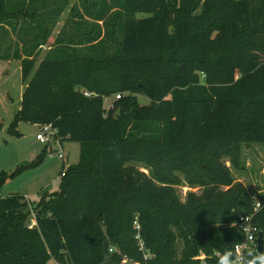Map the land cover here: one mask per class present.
I'll return each mask as SVG.
<instances>
[{
  "label": "trees",
  "instance_id": "obj_1",
  "mask_svg": "<svg viewBox=\"0 0 264 264\" xmlns=\"http://www.w3.org/2000/svg\"><path fill=\"white\" fill-rule=\"evenodd\" d=\"M70 1L0 0V62L20 61L26 84L11 132L50 124L81 146L37 206L0 197V264H199L233 249L245 236L228 226L255 200L225 159L243 171V145L264 144V0H78L40 61ZM183 179L201 189L185 202ZM254 223L264 236V207Z\"/></svg>",
  "mask_w": 264,
  "mask_h": 264
},
{
  "label": "rangeland",
  "instance_id": "obj_2",
  "mask_svg": "<svg viewBox=\"0 0 264 264\" xmlns=\"http://www.w3.org/2000/svg\"><path fill=\"white\" fill-rule=\"evenodd\" d=\"M64 1L67 0H48V3L50 5L58 3L60 4L58 7H62L61 5L65 4ZM94 2L96 0H91V3ZM94 7L95 11L103 9L102 5H99L98 9L96 6ZM80 9L81 5L78 0H71L66 4V10L62 14L60 24L57 25L58 28L55 29L54 35L61 32L66 21L71 22L74 13ZM149 16L147 13H139L137 18L145 19ZM44 20L48 23L51 22L48 15L44 16ZM89 21L91 20L89 19ZM101 25L105 26L103 23ZM116 51L114 47L108 55L112 56ZM6 52V49L1 48L0 54H7L11 50ZM25 89L22 64L16 60L0 62V173H17L5 182L0 197L18 195L27 198L30 206H37L46 193L52 194L60 191L61 173L65 166L78 165L81 146L80 143L69 140H64L62 143L52 141L49 145L43 144L38 140L40 125L25 121L17 123L16 133L11 132ZM116 96L117 94L105 99L104 107L107 112L114 108L117 102ZM137 99L141 106L151 104V100L147 96L137 95ZM59 154L64 155V160L59 158ZM225 161L231 168L236 181L244 183L249 193L253 194L254 197L264 199V144L243 145L242 162L245 165L243 171L234 169L228 159ZM133 165L141 172L151 176V169L146 164L137 162ZM181 177L183 178L182 175ZM175 189L182 202L186 201L189 193H201L200 188L189 186L184 179ZM28 225L30 227L36 226L34 211L28 220ZM177 245L181 251L183 242L179 240ZM124 264L137 263L127 261Z\"/></svg>",
  "mask_w": 264,
  "mask_h": 264
},
{
  "label": "built area",
  "instance_id": "obj_3",
  "mask_svg": "<svg viewBox=\"0 0 264 264\" xmlns=\"http://www.w3.org/2000/svg\"><path fill=\"white\" fill-rule=\"evenodd\" d=\"M85 96L89 97L90 94L85 93ZM116 98H117V100L120 99L121 95H117ZM40 127H41V130H40V134L38 136V140L41 143L49 145L52 141L59 142V140L57 138L58 131L52 125L46 124V125H40ZM59 158L64 160V155L59 154ZM62 176H64V173L62 174ZM254 200H255L254 212L250 215L240 216L238 222L235 223L236 227H232L231 225L228 226L229 228H237L245 236L246 233H244L242 231V228L245 225V218L247 217L250 220V226L252 228H254L257 232V233H252L253 235L257 236L256 244L249 242V244L247 245V248L251 249L253 251L257 250V248H258V237H259V227L254 223V219H255L256 214L264 207V202H262L260 198L254 197ZM134 228L137 231L136 239L138 240L140 250L145 252V244H144V242L141 238V234H140L141 226L137 220L134 222ZM244 240L242 242H244ZM237 245H240L241 249L243 250V245L241 243L236 244L232 250H235ZM111 251H113V250H111ZM217 253H219V255H217ZM222 255H224V254L222 252H219V251H215L211 254H208L205 252H200V254L194 258V260L198 261L199 264H217V259H219V256H222ZM145 258L147 259L148 255H145ZM229 259L233 260V259H237V257L233 256V257H229ZM239 259H240V264H245L246 260L243 257H241Z\"/></svg>",
  "mask_w": 264,
  "mask_h": 264
},
{
  "label": "clouds",
  "instance_id": "obj_4",
  "mask_svg": "<svg viewBox=\"0 0 264 264\" xmlns=\"http://www.w3.org/2000/svg\"><path fill=\"white\" fill-rule=\"evenodd\" d=\"M232 227H236L235 224L231 225ZM242 231L246 233L244 242H241L243 245V250L241 249L240 245L236 246L235 250L229 249L225 251V254L219 256L217 259V264H240V259L243 257L246 260V264H264V252H259L257 250L253 251L247 248L249 242L256 244L257 236L253 235L252 233H257L254 228L250 226V220L246 217L245 218V225L242 228ZM111 252V249H109ZM219 255V253H217ZM237 257V259L230 260L229 257ZM248 257H251L248 259ZM109 256H105V262L109 260Z\"/></svg>",
  "mask_w": 264,
  "mask_h": 264
},
{
  "label": "crops",
  "instance_id": "obj_5",
  "mask_svg": "<svg viewBox=\"0 0 264 264\" xmlns=\"http://www.w3.org/2000/svg\"><path fill=\"white\" fill-rule=\"evenodd\" d=\"M30 2H28L27 4H29ZM40 6V7H39ZM34 7H37L39 9H41L42 5L38 4V3H35L34 4ZM66 10V8H65ZM41 11V10H40ZM60 22L57 24L59 26ZM64 27V25H63ZM62 27V28H63ZM56 28H58L56 26ZM55 28V29H56ZM62 30V29H61ZM54 32L55 30L53 31L52 35H51V38L49 39V41L47 42V45L42 47V54H41V57H40V61L46 56V54L54 47V44H55V40L57 39V36L60 34V32L56 35H54ZM24 36V35H23ZM20 48H23L22 44L20 43ZM20 62V61H19ZM21 63V62H20Z\"/></svg>",
  "mask_w": 264,
  "mask_h": 264
},
{
  "label": "water",
  "instance_id": "obj_6",
  "mask_svg": "<svg viewBox=\"0 0 264 264\" xmlns=\"http://www.w3.org/2000/svg\"><path fill=\"white\" fill-rule=\"evenodd\" d=\"M263 246H264V236L262 233L259 234L258 237V248L257 251L263 252Z\"/></svg>",
  "mask_w": 264,
  "mask_h": 264
}]
</instances>
